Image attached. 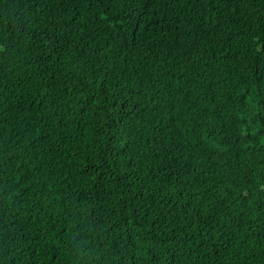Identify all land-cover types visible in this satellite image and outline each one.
I'll use <instances>...</instances> for the list:
<instances>
[{"label":"trees","instance_id":"trees-1","mask_svg":"<svg viewBox=\"0 0 264 264\" xmlns=\"http://www.w3.org/2000/svg\"><path fill=\"white\" fill-rule=\"evenodd\" d=\"M0 264H264V0H0Z\"/></svg>","mask_w":264,"mask_h":264}]
</instances>
